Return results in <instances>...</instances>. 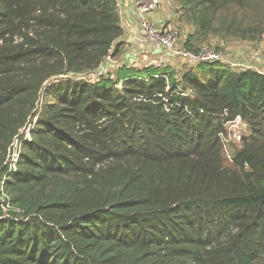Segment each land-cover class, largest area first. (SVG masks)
I'll return each mask as SVG.
<instances>
[{
    "label": "trees",
    "instance_id": "1",
    "mask_svg": "<svg viewBox=\"0 0 264 264\" xmlns=\"http://www.w3.org/2000/svg\"><path fill=\"white\" fill-rule=\"evenodd\" d=\"M173 2L188 51L264 36V0ZM122 36L116 0H0V264H264V72L115 63Z\"/></svg>",
    "mask_w": 264,
    "mask_h": 264
},
{
    "label": "rangeland",
    "instance_id": "2",
    "mask_svg": "<svg viewBox=\"0 0 264 264\" xmlns=\"http://www.w3.org/2000/svg\"><path fill=\"white\" fill-rule=\"evenodd\" d=\"M164 1L165 3H167L165 6L168 7L166 8L168 17H166V20H164V22L162 23L164 24L163 29L170 31L176 30L177 35H178V31L181 34L190 33L191 32L190 27H188L187 25H185V23L179 20V14L175 10L176 3H174L173 0H164ZM161 5H163V3H160V6ZM133 36H135L136 38H139L141 36L140 26L138 33ZM178 39H179V35H178ZM193 39L194 40L192 44H194L195 49H197V50H192V52L194 53H201L203 51L218 53L222 64L230 66L233 70L251 69L258 72H264V36L254 40H238V39L226 38L222 36H218V37L208 36L203 43H198L195 38ZM184 41L185 39L179 40L177 44V48L186 50L185 47L183 46ZM168 58L165 57L162 60V62H159L158 66H155L150 62H142L141 66H148L151 64L150 66L161 68L163 66L162 64L163 61L168 60ZM170 59L173 61L172 63L173 66H169L170 67L169 69L174 73L176 72L177 74L180 71H182L185 66H190L191 64L193 65V63L181 60L176 57H170ZM114 61L115 63L119 62L118 60H114ZM137 61L138 63H140L139 62L140 59ZM115 63L112 64V66H114ZM108 65H110V63H107V66ZM112 66H108V67L110 68ZM229 126L230 127L228 128V139H227L228 146H226V150L224 153L226 160L225 163L229 162V154H230L229 150L233 148H237L241 138H243L248 134V129L239 120H236L235 123H232Z\"/></svg>",
    "mask_w": 264,
    "mask_h": 264
},
{
    "label": "built area",
    "instance_id": "3",
    "mask_svg": "<svg viewBox=\"0 0 264 264\" xmlns=\"http://www.w3.org/2000/svg\"><path fill=\"white\" fill-rule=\"evenodd\" d=\"M160 3V0H136L135 8L136 13L138 14V19L140 21L139 24L141 29V36L139 38L135 37V39H138L144 43L153 44L157 48L164 50L170 57H176L193 64L199 62H221L218 53L206 51H203L201 53H194L192 51L177 48L179 39L176 30L170 31L165 29H159L155 25L151 24L148 21L147 16L150 13L154 12L160 6ZM111 54L112 51L105 58L104 63L99 68H97L95 71L79 75L78 79L94 82L98 77L104 75V73L107 71V63L111 64L112 62V64H114V62L112 61ZM230 124L227 125L228 128L230 127ZM29 130L30 125L25 128L24 132L22 131L23 135L26 138H29ZM19 147V141L15 139L7 160L9 167L12 169H14L18 159Z\"/></svg>",
    "mask_w": 264,
    "mask_h": 264
},
{
    "label": "crops",
    "instance_id": "4",
    "mask_svg": "<svg viewBox=\"0 0 264 264\" xmlns=\"http://www.w3.org/2000/svg\"><path fill=\"white\" fill-rule=\"evenodd\" d=\"M116 2L123 28V36L115 43L121 53L118 61L127 66L138 68L145 67L141 66L142 62H150L151 64L158 66L159 62H162L165 57L168 58L169 55L166 54L164 50L155 47L153 44L141 42L133 36L138 33L140 26V21L135 9L136 0H116ZM160 2L163 3V5L150 13L147 16V19L151 24L163 29L164 24L162 23L166 20V17H168L166 10L168 7L165 6L167 3H165L164 0H160ZM139 59L140 63L137 61ZM168 60L163 61L162 67L167 68L173 66V61L170 57Z\"/></svg>",
    "mask_w": 264,
    "mask_h": 264
}]
</instances>
